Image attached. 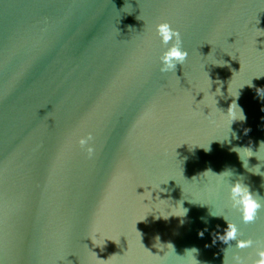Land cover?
<instances>
[{"label":"water","instance_id":"obj_1","mask_svg":"<svg viewBox=\"0 0 264 264\" xmlns=\"http://www.w3.org/2000/svg\"><path fill=\"white\" fill-rule=\"evenodd\" d=\"M261 142L264 0H0V264H251L264 207L229 189L264 205Z\"/></svg>","mask_w":264,"mask_h":264},{"label":"clouds","instance_id":"obj_2","mask_svg":"<svg viewBox=\"0 0 264 264\" xmlns=\"http://www.w3.org/2000/svg\"><path fill=\"white\" fill-rule=\"evenodd\" d=\"M156 32L161 39V43H163L164 45H168L166 50L159 58L161 61L160 71L168 72L171 70H175L176 65L183 64V62L185 61L188 55L187 51L184 50L181 46L182 41L179 31L172 28L167 21H163L156 24ZM235 105L238 107L236 103ZM231 109H232V104L229 105L227 109V113L230 112ZM240 116L241 119L239 120H243L245 118L241 109H240ZM90 140H92L91 133H88L86 136H82L78 139V144L82 148H85V151L87 152L89 157H91L94 152L93 147L89 144ZM261 144H264V142H261ZM207 171H211V170H207ZM226 172H228V170H225L220 174H216L214 172L213 173L218 176H222ZM229 191H230V198L232 204L240 213V218L242 222L245 224H250L255 222L259 210L261 209V207H264V205H262L260 200L257 198L260 195L258 193L253 192L250 189V187L244 184L241 180H236L232 182ZM224 219L227 223V227L224 230L223 234H218V239L224 242L225 244H227L228 246H230L231 241H235L234 247L237 249H245L252 247L254 241L250 237L243 239L239 238L242 235V233L239 232L237 225L235 223L228 221L225 217ZM200 235H203V233H200ZM171 246L173 248L172 244ZM193 250L196 251V249H189L186 250V252ZM255 256L256 258L251 261V264H264V246L257 247ZM234 264H247V262L239 255H235Z\"/></svg>","mask_w":264,"mask_h":264}]
</instances>
